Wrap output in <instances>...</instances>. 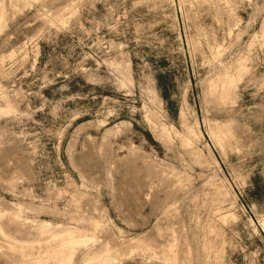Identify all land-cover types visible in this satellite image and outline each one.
Here are the masks:
<instances>
[{
    "label": "rangeland",
    "instance_id": "374dc122",
    "mask_svg": "<svg viewBox=\"0 0 264 264\" xmlns=\"http://www.w3.org/2000/svg\"><path fill=\"white\" fill-rule=\"evenodd\" d=\"M0 264H264V0H0Z\"/></svg>",
    "mask_w": 264,
    "mask_h": 264
}]
</instances>
